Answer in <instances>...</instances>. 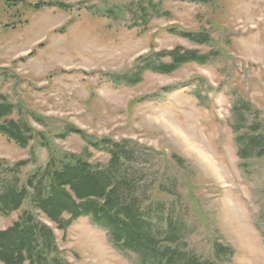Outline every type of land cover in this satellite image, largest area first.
Wrapping results in <instances>:
<instances>
[{
    "label": "rangeland",
    "instance_id": "rangeland-1",
    "mask_svg": "<svg viewBox=\"0 0 264 264\" xmlns=\"http://www.w3.org/2000/svg\"><path fill=\"white\" fill-rule=\"evenodd\" d=\"M175 51L206 63L171 75L136 67L144 57L169 63ZM140 70L139 85L113 81ZM3 102L13 106L9 120L28 123L38 138L20 149L0 134L5 176L23 185L66 153L107 167L110 155L72 129L112 141L108 148L125 144L139 202L172 215L173 224L152 225L178 230L182 252L199 264H264V159H241L232 130L233 108L246 106L243 124L264 134V0H0ZM21 161L29 163L17 175ZM21 212L0 215V231ZM42 221L68 264H140L89 219L66 232Z\"/></svg>",
    "mask_w": 264,
    "mask_h": 264
},
{
    "label": "trees",
    "instance_id": "trees-1",
    "mask_svg": "<svg viewBox=\"0 0 264 264\" xmlns=\"http://www.w3.org/2000/svg\"><path fill=\"white\" fill-rule=\"evenodd\" d=\"M196 1L209 3L212 0ZM182 37L196 44L209 41L205 34L185 33ZM167 57L170 62L160 65L144 57L140 61L146 60L147 63L143 66L139 61L136 67L150 69L160 75H171L182 66L206 63L205 57L176 51L170 52ZM137 73L132 78L119 76L113 81L116 85L136 86L141 83L142 70ZM245 107L240 110L233 108L235 124L232 130L236 135L239 156L244 160L249 155L264 159V134L257 125L243 124L240 112ZM13 112L12 105L0 103V134L20 149H26L30 141L38 138L28 123L9 120ZM72 130L88 140L93 149L110 155V164L100 169L90 162V154L66 153L61 158H53L44 169L37 170L25 184L20 185L16 175L5 176V166L1 161L0 215L9 217L22 212L12 226L0 231V264H68L62 257L54 230L42 218L54 223L61 232H66L73 222L81 218L89 219L107 231L114 247L137 257L139 255L140 264H199L180 250L178 230L171 227L164 233L152 225L161 224L164 220L173 224L172 215L160 212L164 206L158 202H139L134 183L127 179L125 171L134 150L127 151L125 144L116 143L108 148V143L112 141L94 142L87 139L83 132ZM242 140L245 141L244 147ZM28 163L18 162L11 171L19 175ZM172 210L173 206L170 212ZM66 216L69 218L66 219Z\"/></svg>",
    "mask_w": 264,
    "mask_h": 264
}]
</instances>
